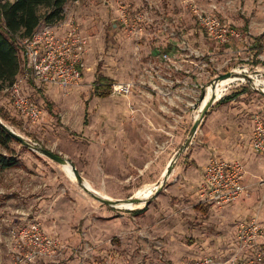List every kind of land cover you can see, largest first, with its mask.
<instances>
[{"label": "rangeland", "instance_id": "rangeland-1", "mask_svg": "<svg viewBox=\"0 0 264 264\" xmlns=\"http://www.w3.org/2000/svg\"><path fill=\"white\" fill-rule=\"evenodd\" d=\"M212 6L230 26L241 30L247 19L255 33L264 32V0H77L65 6L64 19L78 26L87 42L83 79L66 95L55 86L37 90L22 85L23 95L42 112L33 126L15 113L9 94L1 90L0 112L7 121L0 122L29 144L64 157L91 192L114 201L141 202L102 205L82 189L70 168L11 143L0 148L2 156L18 162L16 168L0 169V264H14L13 233L34 219L64 247L35 264H187L193 258L224 260L232 254L237 227L249 219L236 217L238 206L201 205L205 211H200L192 205L199 199L210 158L237 160L247 170L254 160L264 158L250 147V121L264 118L259 94L264 92V68L252 66L255 58L246 35L231 45L209 39L193 10ZM44 11L39 8L38 14ZM62 22L54 24L58 34L64 31ZM97 65L115 83H131V94L94 96ZM227 72L240 80L216 88L214 96L239 92L238 97L228 108L211 107L180 153L200 115L201 95ZM130 141L133 155L127 148ZM174 158L159 193L154 194L156 184L149 190L138 186L142 182L135 181L136 176L154 174L153 167ZM145 200L142 226L126 230L122 218L132 222L133 211L142 209ZM257 208L252 215H261L258 223L264 230V205ZM263 238L257 242L262 247Z\"/></svg>", "mask_w": 264, "mask_h": 264}, {"label": "built area", "instance_id": "built-area-1", "mask_svg": "<svg viewBox=\"0 0 264 264\" xmlns=\"http://www.w3.org/2000/svg\"><path fill=\"white\" fill-rule=\"evenodd\" d=\"M193 13L199 26L217 45L244 40V35L239 30L216 16L215 7L207 11L194 9ZM54 26L40 22L30 36L18 39V56L22 63L12 85L3 89L10 96L15 113L31 126L38 122L42 112L23 95L22 85L32 84L37 88L55 86L66 95L70 89L79 86L83 79L87 54L86 39L78 26L67 19L61 24L64 27L61 34L55 32ZM164 58L167 59V56L164 55ZM132 88L131 83H113L111 94L128 97ZM252 121L250 147L255 153L264 154V118L255 117ZM255 184L261 192V204L264 201V177L257 179ZM248 195L245 171L240 162H226L217 157L209 159L198 188L200 205L221 208L232 205ZM263 237L262 225L255 218L249 219L238 225L235 234L236 245L227 259L204 256L189 264L264 263V248L257 244ZM13 238L14 249L17 250L14 264H35L48 260L64 248L58 239L45 234L35 219L14 232Z\"/></svg>", "mask_w": 264, "mask_h": 264}, {"label": "trees", "instance_id": "trees-1", "mask_svg": "<svg viewBox=\"0 0 264 264\" xmlns=\"http://www.w3.org/2000/svg\"><path fill=\"white\" fill-rule=\"evenodd\" d=\"M77 0H0V91L6 86L12 85L17 76L22 60L18 56L20 49L18 39L26 38L34 31L40 22L54 25L64 20V8L70 2ZM39 8L45 9L42 15L38 14ZM247 22L244 25L246 31ZM262 37H257L255 41L254 57L261 53ZM115 81L101 74L100 66L95 69L93 92L94 96L104 98L111 94V85ZM32 85V84H30ZM37 90H40L37 88ZM239 92L220 98L215 105L229 103L238 97ZM0 119L7 121L6 116L1 114ZM86 124V121H83ZM11 143L18 141L11 135L9 130L0 122V148L7 149ZM19 144V143H18ZM18 166V162L13 157H4L0 154V169H12ZM197 209H205L198 204ZM147 205L140 210H135L136 215L146 211Z\"/></svg>", "mask_w": 264, "mask_h": 264}, {"label": "crops", "instance_id": "crops-1", "mask_svg": "<svg viewBox=\"0 0 264 264\" xmlns=\"http://www.w3.org/2000/svg\"><path fill=\"white\" fill-rule=\"evenodd\" d=\"M212 7H215V6H212ZM224 22V21H223ZM245 22H247V27H246V31L244 32V25H245ZM226 23V22H225ZM229 23V22H228ZM226 23V24H228ZM229 25V24H228ZM233 28L237 29L238 30V26H235L234 24H232ZM244 25L242 27L241 31L245 37H247V39L245 40L246 42H248V39L250 41V43L248 42V46L250 47L249 51L251 52V54H253V57H254V53H255V41L254 39L257 38V37H262V40H261V45L263 46L262 48V51L260 54L257 55V57H254L255 58V62L252 63V66H254L255 68H257V70L259 69H262L264 68V64H263V60H264V32H260V33H255L254 32V29L256 28H253L252 30V23L251 21L249 22L247 19L244 20ZM237 27V28H236ZM263 34V35H262ZM244 41V40H243ZM233 42H239V41H233ZM242 42V41H241ZM232 43V42H231ZM230 43V45H231ZM229 45V44H228ZM211 49V48H210ZM212 50V49H211ZM115 83V82H114ZM116 83H120V82H116ZM224 97V96H223ZM222 98V97H221ZM264 99V98H263ZM235 101L232 100L231 102L229 103H225V104H220V105H217V108H222L221 106H225L226 108H228V106H231L232 105V102ZM217 102V101H216ZM215 102V103H216ZM215 103L213 104L212 107H214ZM245 106V105H244ZM240 111V110H239ZM204 121V120H203ZM237 121H245V120H240L239 118L237 119ZM251 122V130H250V133L252 132V127H253V123H252V120L250 121ZM205 123V121H204ZM204 126V125H203ZM197 133V132H196ZM131 142V141H130ZM127 143V142H126ZM132 143V142H131ZM129 144V142L127 143V148L129 146V151L132 153L133 155V152H134V148H133V143L132 144ZM123 147H126V144L125 142H123ZM237 161V160H236ZM239 162V161H237ZM151 161H149L148 165H150ZM169 163V162H167ZM160 164L158 166H155L153 167L152 170H154V174L150 173V174H142V175H139V176H136V180L137 182H142L140 183L138 186H146V190H149L151 189L152 186H154V184H157L156 182H158V180L162 177V175L164 174L168 164ZM241 163V162H240ZM256 163V164H255ZM242 164V163H241ZM147 165V166H148ZM243 168H244V171H245V184L248 186V191H249V195L241 200H239L238 202L232 204V205H228V207L230 206V209L235 207V206H238L240 209L238 211V213L236 214V217H245V220H248V219H252V218H255L257 220V222H259V218H260V214L258 215V213L256 214H253V210L252 209L255 205L258 204V208H257V212L259 210L262 209L263 205H264V201H262L261 205L259 203V200H260V197H261V192L259 190V188L256 186V181L257 179L261 178V177H264V158H257V160H254L251 164H249L247 167H248V170L244 167V165L242 164ZM175 173H177L175 171ZM84 185L85 187H87L86 183L84 182ZM152 185V186H151ZM133 186L135 187L134 189H136L138 186L133 183ZM140 189V188H138ZM187 191H189V188L187 189ZM185 193L187 194V192L185 191ZM173 195V194H172ZM171 195V196H172ZM108 197V196H107ZM177 197V196H175ZM110 198V197H109ZM172 204L173 205H177L176 204V199L174 200V198H172ZM197 201L196 202V205L193 204V208L197 209L196 206L199 204L198 200H195ZM143 205L145 206V203L143 202ZM183 205H184V208H187V204L185 202H183ZM214 207V206H213ZM216 207V206H215ZM210 209V207H207ZM251 208V210L249 209ZM148 209V208H147ZM146 209V211H147ZM217 209H221V208H217ZM199 210V209H198ZM144 212L142 214H139V215H136L135 214V217H132V222L130 220H127L126 218H122L121 220V225H124V226H127L126 230L130 227H132L131 225H133L134 227L136 225H138L139 227L142 226L143 224V219L145 218V214H147V212ZM201 211V210H200ZM205 211V210H204ZM229 211V210H228ZM235 211V210H234ZM233 211V212H234ZM251 211V212H250ZM183 212V211H182ZM247 213V214H246ZM243 214H246L244 216H242ZM235 217V216H234ZM118 220V219H117ZM242 222V221H241ZM124 231V230H122ZM121 230L120 231H117V232H122ZM44 233H46L44 230H43ZM53 234H56L57 236V233L56 232H52ZM126 233V232H124ZM135 233V232H134ZM190 242H193V241H190ZM263 242H264V238H263ZM236 243V241H235ZM264 246V244H263ZM264 248V247H263ZM204 257V256H202ZM201 258V257H199ZM194 259H197V258H193L191 259L187 264H189L191 261H193Z\"/></svg>", "mask_w": 264, "mask_h": 264}, {"label": "water", "instance_id": "water-1", "mask_svg": "<svg viewBox=\"0 0 264 264\" xmlns=\"http://www.w3.org/2000/svg\"><path fill=\"white\" fill-rule=\"evenodd\" d=\"M237 74H235L234 72H227L225 74H221L219 76H217V78L214 79V81L211 82V85H215L218 81H223L225 79H228V78H231L233 76H236ZM243 78L247 79V80H251L249 77L245 76V75H242ZM259 94L264 98V92L262 90H259ZM205 97V94H202L201 95V100L203 101ZM219 99V98H218ZM218 99H216L215 96H212L208 102H206L201 110H200V115L194 120L193 122V125L190 129V132L188 134V137L182 147V149L180 150V153L185 150L192 142L194 136L196 135V132L198 130V128L200 127L203 119H204V116L205 114L207 113V111L213 106V104L218 101ZM11 135L18 141V143L20 145H22L23 147L25 148H28L30 150H34V151H38L40 152L43 156H45L46 158L52 160L53 162H55L56 164L60 165V166H64L66 164H69L71 170H72V173L74 175V178L75 180L77 181V183L82 187V189L90 194L94 200L98 201L100 204L102 205H106V206H110V207H116V205L118 204H125V202H120L118 200H111V199H108L106 197H102L94 192H91L90 190H88L85 186H84V180L82 179V177L80 176V174L76 171L75 167L69 162L67 161L64 157H61L59 155H56L48 150H45V149H41V148H37L35 145H32V144H29L28 142H26L23 138H21L19 135H17L16 133L14 132H11ZM176 158H174L173 160H171L169 163H168V166L164 172V174L162 175V179L158 181V183L155 185L156 189H155V192L154 194H157L159 193V190L162 188V184H163V181L169 176L171 170H172V165L174 163ZM141 201L137 198H131L129 200L126 201V203H130V204H135V203H140ZM145 203V205H147V202L148 200H145L143 201Z\"/></svg>", "mask_w": 264, "mask_h": 264}, {"label": "bare ground", "instance_id": "bare-ground-1", "mask_svg": "<svg viewBox=\"0 0 264 264\" xmlns=\"http://www.w3.org/2000/svg\"><path fill=\"white\" fill-rule=\"evenodd\" d=\"M238 80H240V79H238V78H228V79H225V80H223V81H218L215 85H210L209 87H208V89H209V92L207 93V94H205V97H204V99H203V101H202V105H201V108H202V106L206 103V102H208V100L212 97V96H214V90L216 89V88H221V87H224L226 84H228V83H232V82H236V81H238ZM223 89V88H222ZM223 92V91H222ZM65 169H69L70 168V166H69V164H66V165H64L63 166ZM70 170H71V168H70ZM72 171V170H71ZM156 189V188H155ZM149 195H151V192H149L148 194H147V196H149ZM146 196V195H145ZM144 196V197H145ZM143 198V197H142ZM130 203H125V204H121V205H129Z\"/></svg>", "mask_w": 264, "mask_h": 264}]
</instances>
